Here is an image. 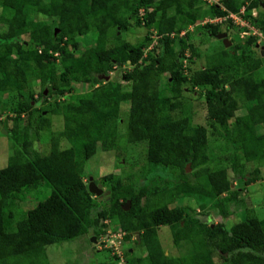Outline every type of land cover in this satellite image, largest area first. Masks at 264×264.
Listing matches in <instances>:
<instances>
[{
  "label": "trees",
  "instance_id": "1",
  "mask_svg": "<svg viewBox=\"0 0 264 264\" xmlns=\"http://www.w3.org/2000/svg\"><path fill=\"white\" fill-rule=\"evenodd\" d=\"M205 3L0 0V110L9 108L14 114L6 118L14 126L5 125L13 154L0 169V264H50L47 246L88 236L91 229L98 238L109 227L106 220L121 227L125 241L147 250L139 257L125 250V264H218L216 256L220 264H264V218L249 214L231 227L212 225L196 217L191 206H172L166 198L172 188H179L175 198L194 197L200 207L224 217L231 214L228 204L239 200L228 167L209 166L208 126L193 122L185 92L199 89L205 95L211 135L224 140L222 157L231 161L236 174L243 173L247 162L264 161V62L258 39L242 37L234 48L210 55L209 65L193 70L200 51L186 31L195 26L216 37L233 29L240 37L243 29L232 18L202 21L240 13L243 6L241 15L264 29V0H221L207 8ZM130 19L149 29L139 44L121 34ZM155 24L159 37L150 48ZM129 60V68L119 72ZM76 84L91 89L61 99ZM35 85L41 87L38 93ZM179 110L183 114L177 117L174 111ZM55 118L63 119L62 129L54 130ZM122 126L130 144L146 143L143 175L150 182L137 185L115 173L104 175L99 181L110 194L101 207L89 190L85 166L100 147H118ZM45 131L51 132L49 153L34 143ZM159 169L172 172L164 178L155 175ZM259 173L256 169L245 175L246 183L256 181ZM42 184L51 187L50 195L24 209L28 191ZM128 200L131 207L125 210ZM166 225L186 254L176 257L164 249L158 229ZM114 258L118 262L108 264H118L121 257Z\"/></svg>",
  "mask_w": 264,
  "mask_h": 264
},
{
  "label": "rangeland",
  "instance_id": "2",
  "mask_svg": "<svg viewBox=\"0 0 264 264\" xmlns=\"http://www.w3.org/2000/svg\"><path fill=\"white\" fill-rule=\"evenodd\" d=\"M206 3L202 4L205 8L209 7L212 4H217L218 6L221 4V0H204ZM261 16L264 17V7L261 9ZM143 13V12H142ZM253 13L258 15L257 10H254ZM140 17V14H139ZM209 18H206L202 21L203 24H206V21ZM225 21V20H224ZM130 27L127 30L122 31V36L124 39L131 41L134 44H139L143 42L146 38V35L149 29L146 26L138 25L136 19H130ZM201 24V23H200ZM228 24H223V28L226 29ZM233 28V27H232ZM236 29V28H235ZM191 33L190 42L195 43L198 46L200 51V56L194 57L195 62H192V69L198 70L201 69L205 65H209L210 55L218 54L224 47H227L224 43V39H220L216 37H211L208 35V30L202 28L201 30H196L195 26H189L186 31ZM228 34V40L230 41V45L228 48H234L236 43L243 42L245 39L242 38L244 35H240L238 37L234 32L235 30H223ZM152 33L153 42L150 48L154 47L157 44V40L159 35L157 34V25H153L150 29ZM185 33V32H183ZM182 33V34H183ZM178 45V44H177ZM180 46H177L179 49ZM85 47L81 46V51L84 50ZM252 49V54L255 55L257 50L255 48ZM148 51V48L146 49ZM190 50H186V55H190ZM246 54H248L246 52ZM187 61V60H185ZM189 62V61H188ZM185 62V63H188ZM125 64L124 68L119 71L121 73L124 72V69L129 68L128 65ZM186 73H188V68H186ZM115 74V73H114ZM113 75V74H112ZM117 75V73H116ZM36 93H38L41 89L39 85H35ZM91 89L89 84L81 85L76 84L75 90L72 93H68L66 96L61 99H71L73 96L83 93L87 90ZM201 90H197V92H185L184 95L187 98V102L191 103V112L192 119L194 123L202 124L208 126V130L210 133V142H209V166L211 168H218L221 166L228 167L229 169V177L233 182V187L235 189H239L238 201H233L228 204V209L231 214L228 217H224L219 215L218 212L211 210L210 208H202L200 207V203L194 197H178L175 198V195H180L179 188H172L170 192L166 195L167 201H173L172 206L182 205V206H191L194 211V215L200 218L203 221L208 222L209 224H217L219 222H224L226 226L231 227L234 223L241 219H245L249 214H255L259 216L261 219L264 218V161H250L246 163V167H244L243 173L236 174L231 167V161L227 160V158L223 156L225 152L224 140L220 137H213L211 135V128L209 127L208 120V109L205 95L199 93ZM54 98H50V101H53ZM46 102H42L40 105H45ZM13 105V104H11ZM10 107V104H9ZM123 110H127V105L124 104L122 106ZM3 113L0 115V169L4 168L8 165L9 158L13 154V145L11 140L7 136V131L5 129V125H8L9 128L14 126V121H6L8 115L14 116V114L9 110V108H2ZM183 112L181 110L174 111V115L179 117L182 116ZM54 130L63 128V119H54ZM24 124H21V128ZM121 134L119 136L118 147L115 150H108L106 148L100 147L99 151L86 163L85 171L87 176H93L97 183L100 182V178L104 175L115 173L116 175H120L123 178H129L130 180L137 183V185H142L145 182H150V178L145 179L143 175V167L147 166V145L146 143H137L130 144L127 140V132L126 127H121ZM50 135L51 132L45 131L41 132L38 138H35V147L42 151L43 153H49L50 151ZM68 145V142L65 141L62 145ZM102 146V145H101ZM65 147V146H64ZM227 155V154H225ZM256 169H260L259 177L256 181L247 184L246 177L252 176ZM145 171V170H144ZM155 172V168L153 170ZM193 171L192 168L188 170V173ZM172 170H164L159 169L155 173V175L160 174L164 175V178H168L171 174ZM151 174V173H150ZM149 174V175H150ZM129 180V181H130ZM90 182V181H89ZM104 184V183H102ZM104 190L106 193L99 199L101 202V207L105 206L107 203L105 199L109 198V190L105 186ZM29 197L27 201L21 203L23 208H32L37 205L42 200H45L51 193V187L46 184H42L41 187L37 189H33L28 191ZM227 193L225 196L227 197ZM103 201V202H102ZM211 205V203H209ZM21 213L19 216L21 217ZM109 223V227L107 228L105 234H102L97 238V236L92 231L88 236L82 235L76 237L71 240L55 243L47 246L46 252L48 256V260L50 264H108L115 260V254L121 257L119 263L125 264V250H129L135 256H144L147 253L146 248L137 246L133 241H125L122 235L124 232L122 231L120 226L114 224L111 220H106ZM121 232L122 234H119ZM113 233V234H112ZM159 239L167 251L168 254L173 256H181L186 254L187 250L185 247H178L174 242L173 230L171 226H161L158 229ZM95 237L96 241H91L90 237ZM135 238V237H134ZM102 241L105 242L102 243ZM116 246L118 248H116ZM113 249V250H111ZM123 254L125 256H123ZM133 257V256H132ZM217 263L220 264V257L216 256ZM118 263V264H119Z\"/></svg>",
  "mask_w": 264,
  "mask_h": 264
},
{
  "label": "built area",
  "instance_id": "3",
  "mask_svg": "<svg viewBox=\"0 0 264 264\" xmlns=\"http://www.w3.org/2000/svg\"><path fill=\"white\" fill-rule=\"evenodd\" d=\"M245 12V6L242 7L240 13H233L231 12L224 18H216V21H223L228 18L234 19V23L238 26L242 27L243 34L249 36H255L259 39V41H264V29L252 23L249 19L244 18L241 13Z\"/></svg>",
  "mask_w": 264,
  "mask_h": 264
},
{
  "label": "water",
  "instance_id": "4",
  "mask_svg": "<svg viewBox=\"0 0 264 264\" xmlns=\"http://www.w3.org/2000/svg\"><path fill=\"white\" fill-rule=\"evenodd\" d=\"M216 36H217V38L224 39V43L226 46L230 45V43H229L230 41L228 40V37H227L228 36L227 32L218 33ZM261 55H262V59L264 62V45L261 47ZM128 62L130 63L131 61L129 60ZM105 78L108 80V79H110V76H105ZM190 168H191V165L189 163L187 165V170H189ZM89 190L91 193L95 194L99 198H101L104 194L103 184L102 183H96L93 176L90 177ZM123 207L125 210H129L131 207V200H128ZM91 232H92V229H91ZM138 238H139V236H138ZM91 240L96 241V238L92 237Z\"/></svg>",
  "mask_w": 264,
  "mask_h": 264
},
{
  "label": "clouds",
  "instance_id": "5",
  "mask_svg": "<svg viewBox=\"0 0 264 264\" xmlns=\"http://www.w3.org/2000/svg\"><path fill=\"white\" fill-rule=\"evenodd\" d=\"M263 6H264V3H263ZM143 12V13H142ZM144 15H145V10L144 9H141V11H140V18L141 19H143V17H144ZM224 21V20H223ZM207 22H222V21H216L215 19H211V18H209L207 21H206V23ZM143 23H144V21H143ZM222 32H225V31H222ZM221 33V32H220ZM242 35H244V37H248L249 35H246V34H243V31H241L240 32ZM228 37V36H227ZM253 37H255V36H253ZM257 38V37H256ZM258 39V38H257ZM222 40V39H221ZM259 45V46H258ZM264 45V41H259V39H258V41H257V44H256V47L257 48H260L261 49V47ZM228 47V46H227ZM131 63V62H130ZM130 63H128V64H130ZM95 180V179H94ZM96 182V181H95ZM90 183V182H89ZM97 183V182H96ZM103 189H104V184H103ZM104 195V194H103ZM100 199V198H99ZM113 234V233H112ZM119 234H122L121 232H119ZM124 235H125V232H124V234L122 235L123 237L121 238V240L124 238ZM102 243H104L105 244V242L104 241H102ZM116 248H118L117 246H116Z\"/></svg>",
  "mask_w": 264,
  "mask_h": 264
},
{
  "label": "flooded vegetation",
  "instance_id": "6",
  "mask_svg": "<svg viewBox=\"0 0 264 264\" xmlns=\"http://www.w3.org/2000/svg\"><path fill=\"white\" fill-rule=\"evenodd\" d=\"M104 187H105V185H104ZM106 193V191L104 190V194Z\"/></svg>",
  "mask_w": 264,
  "mask_h": 264
}]
</instances>
